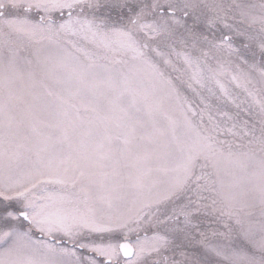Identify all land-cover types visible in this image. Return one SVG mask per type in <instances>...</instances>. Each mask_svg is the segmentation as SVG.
<instances>
[{
  "label": "snow or ice",
  "instance_id": "6c2138e0",
  "mask_svg": "<svg viewBox=\"0 0 264 264\" xmlns=\"http://www.w3.org/2000/svg\"><path fill=\"white\" fill-rule=\"evenodd\" d=\"M0 264H264V0H0Z\"/></svg>",
  "mask_w": 264,
  "mask_h": 264
}]
</instances>
